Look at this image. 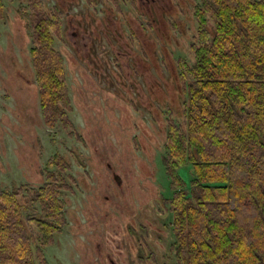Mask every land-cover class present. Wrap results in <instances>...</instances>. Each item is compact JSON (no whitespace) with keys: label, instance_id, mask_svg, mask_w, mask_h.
Masks as SVG:
<instances>
[{"label":"rangeland","instance_id":"1","mask_svg":"<svg viewBox=\"0 0 264 264\" xmlns=\"http://www.w3.org/2000/svg\"><path fill=\"white\" fill-rule=\"evenodd\" d=\"M22 1L6 0L0 22V187L38 188L47 161L60 154L70 164V187L62 190L66 224L44 246L46 263L169 264L166 108L179 105L175 70L179 58L191 62L198 0H145L143 14L129 2L121 11L109 4L108 23L106 0H97L94 14L85 0L66 5L76 27L65 24L55 46L71 98L67 130L43 122L30 38L16 12ZM44 1L51 7L60 0ZM79 17L98 22L83 27ZM180 174L188 181L189 166Z\"/></svg>","mask_w":264,"mask_h":264},{"label":"trees","instance_id":"2","mask_svg":"<svg viewBox=\"0 0 264 264\" xmlns=\"http://www.w3.org/2000/svg\"><path fill=\"white\" fill-rule=\"evenodd\" d=\"M124 1L134 6L106 0L120 11ZM16 12L30 38L43 122L73 128L64 56L55 46L64 39L63 11L23 0ZM193 17L192 58L177 60L181 94L176 108H166L162 149L172 191L163 199L169 264H264V0H198ZM69 167L55 154L38 188L0 187V264H47L43 248L66 224Z\"/></svg>","mask_w":264,"mask_h":264},{"label":"flooded vegetation","instance_id":"3","mask_svg":"<svg viewBox=\"0 0 264 264\" xmlns=\"http://www.w3.org/2000/svg\"><path fill=\"white\" fill-rule=\"evenodd\" d=\"M73 0H60L59 2H57V6L61 9V10H63V9H65V7H66V5H68V4H71V2H72ZM84 3H85V6H86V9H89V13L90 14H94L95 13V6H96V4L98 3L97 2V0H90V1H88V0H85L84 1ZM106 6H103V8H102V10H103V15H104V18H102V20L105 22V23H108L107 22V19L109 18V20L108 21H113V18L111 17V13H110V11L108 12V8H110L109 7V4L106 2ZM144 4H145V0H134V5H135V7L134 6H132V8L133 9H135V11L139 14H143V10H142V7H144ZM82 5V4H81ZM83 6V5H82ZM92 6V7H91ZM87 12H85V14H86ZM63 14H64V25L65 24H69L70 26H74L73 25V23L75 22V20H74V16L73 15H71V11L70 10H68V11H66V13H64L63 12ZM79 22L81 23V25L83 26V27H92L94 24H96L97 22H98V19H95V17H94V20L93 21H89V23L88 24H86V21H85V19H81L80 17H79ZM117 23H120L119 21H117ZM74 27H76V26H74Z\"/></svg>","mask_w":264,"mask_h":264},{"label":"water","instance_id":"4","mask_svg":"<svg viewBox=\"0 0 264 264\" xmlns=\"http://www.w3.org/2000/svg\"><path fill=\"white\" fill-rule=\"evenodd\" d=\"M114 178L117 180V182H119V178L117 175H114Z\"/></svg>","mask_w":264,"mask_h":264}]
</instances>
